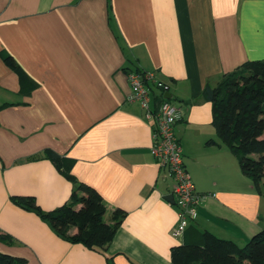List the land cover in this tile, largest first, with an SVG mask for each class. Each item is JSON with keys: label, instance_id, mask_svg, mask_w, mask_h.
<instances>
[{"label": "crops", "instance_id": "obj_1", "mask_svg": "<svg viewBox=\"0 0 264 264\" xmlns=\"http://www.w3.org/2000/svg\"><path fill=\"white\" fill-rule=\"evenodd\" d=\"M261 59L264 0H0V252L27 264H172L188 236L172 235L178 209L151 153L156 120L127 100L135 69L168 84L182 111L175 133L205 195L191 223L244 246L264 227V192L220 139L204 90ZM24 76L36 88L24 92ZM150 91L155 110L160 90ZM66 162L100 193L107 222L124 210L104 248L64 239L13 201L32 196L45 212L67 203L77 184Z\"/></svg>", "mask_w": 264, "mask_h": 264}, {"label": "trees", "instance_id": "obj_2", "mask_svg": "<svg viewBox=\"0 0 264 264\" xmlns=\"http://www.w3.org/2000/svg\"><path fill=\"white\" fill-rule=\"evenodd\" d=\"M5 60L21 70L12 56H5ZM36 86L34 80L24 76L21 83L24 92ZM204 96L212 103L213 124L220 139L236 153L242 172L252 179L256 189L264 192V59L248 60L226 73L216 86L205 88ZM50 156L62 165L59 155ZM64 169L67 177L77 184L67 203L45 212L32 196H13V201L34 210L64 239L95 250L104 248L113 239L124 210H116L114 222H107L104 219L107 208L100 193L78 181L69 163L64 164ZM73 227L77 231L71 234ZM184 235L188 236L187 241L171 249L172 264H264V227L244 246L200 230L192 223ZM0 264L27 262L25 258L0 252Z\"/></svg>", "mask_w": 264, "mask_h": 264}, {"label": "built area", "instance_id": "obj_3", "mask_svg": "<svg viewBox=\"0 0 264 264\" xmlns=\"http://www.w3.org/2000/svg\"><path fill=\"white\" fill-rule=\"evenodd\" d=\"M131 91L127 100L139 102L148 118L156 120L154 142L151 153L160 167L166 168L173 179L172 193L178 209V225L173 229L174 237H182L189 224L195 219L199 204L205 195L196 191L185 165L183 148L175 133V124L182 119L181 109L165 97L168 84L146 71L130 70L127 74ZM150 84L160 90L161 102L151 109Z\"/></svg>", "mask_w": 264, "mask_h": 264}, {"label": "water", "instance_id": "obj_4", "mask_svg": "<svg viewBox=\"0 0 264 264\" xmlns=\"http://www.w3.org/2000/svg\"><path fill=\"white\" fill-rule=\"evenodd\" d=\"M165 97L168 98V99H171V98H172V95H171L169 92H167V93L165 94ZM167 199H169V200H173V201H174V195H173V194L168 195V196H167Z\"/></svg>", "mask_w": 264, "mask_h": 264}]
</instances>
